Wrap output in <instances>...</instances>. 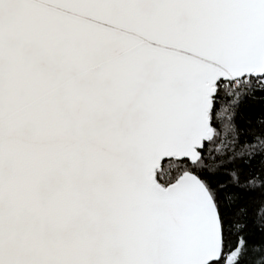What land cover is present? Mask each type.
Returning a JSON list of instances; mask_svg holds the SVG:
<instances>
[{
    "label": "snow or ice",
    "instance_id": "obj_1",
    "mask_svg": "<svg viewBox=\"0 0 264 264\" xmlns=\"http://www.w3.org/2000/svg\"><path fill=\"white\" fill-rule=\"evenodd\" d=\"M0 264H264V0H0Z\"/></svg>",
    "mask_w": 264,
    "mask_h": 264
},
{
    "label": "trees",
    "instance_id": "obj_2",
    "mask_svg": "<svg viewBox=\"0 0 264 264\" xmlns=\"http://www.w3.org/2000/svg\"><path fill=\"white\" fill-rule=\"evenodd\" d=\"M260 105L254 104L248 109V114L249 115H254L260 111Z\"/></svg>",
    "mask_w": 264,
    "mask_h": 264
}]
</instances>
